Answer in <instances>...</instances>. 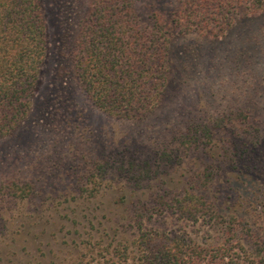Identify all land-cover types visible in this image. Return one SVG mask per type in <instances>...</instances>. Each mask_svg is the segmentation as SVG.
Instances as JSON below:
<instances>
[{
  "label": "trees",
  "instance_id": "1",
  "mask_svg": "<svg viewBox=\"0 0 264 264\" xmlns=\"http://www.w3.org/2000/svg\"><path fill=\"white\" fill-rule=\"evenodd\" d=\"M137 1L88 0L76 33L59 47L69 67L58 75L70 72L94 106L131 119L145 118L161 101L173 37L219 38L236 20L264 12V0H146L141 11ZM47 55L43 0H0V138L27 114ZM234 119L242 150L226 149L152 199L131 194L150 177L151 166L129 167L131 181L120 183L125 196L114 202L125 208L122 221L111 218L115 224L105 226L86 219L63 255H50L58 264H264V103L251 102L221 121ZM188 131L173 150L179 166L183 153L213 134L202 123ZM105 171L96 162L85 174L90 189L82 190L96 195ZM7 188L18 199L33 193L29 183L11 181Z\"/></svg>",
  "mask_w": 264,
  "mask_h": 264
},
{
  "label": "rangeland",
  "instance_id": "2",
  "mask_svg": "<svg viewBox=\"0 0 264 264\" xmlns=\"http://www.w3.org/2000/svg\"><path fill=\"white\" fill-rule=\"evenodd\" d=\"M145 3L136 2L138 11ZM87 4L43 0L48 55L41 82L27 114L0 138V264H58L49 252L62 256L66 241L76 237L75 228L81 230L86 219L102 220L105 226L115 224L111 218L122 221L125 208L116 203L125 196L120 183L131 181L129 167L151 166L150 177L131 194L152 199L194 169L218 160L226 149L242 150L238 120L221 119L251 102L264 103L263 12L236 20L219 38L195 32L173 37L165 93L145 118L103 112L70 72L58 75V69L69 67L59 52L61 40L72 39ZM199 123L212 130V137L183 153L179 166L173 150L186 142L188 128ZM168 154L174 157L167 159ZM96 162L106 166L105 178L90 196L82 189H90L85 174ZM11 181L29 183L31 197L11 196ZM76 218L80 221L73 225Z\"/></svg>",
  "mask_w": 264,
  "mask_h": 264
}]
</instances>
